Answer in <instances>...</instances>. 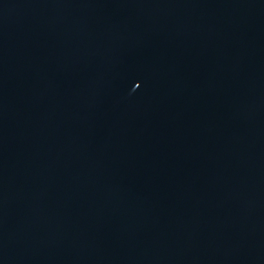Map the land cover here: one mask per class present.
<instances>
[{"label": "water", "instance_id": "1", "mask_svg": "<svg viewBox=\"0 0 264 264\" xmlns=\"http://www.w3.org/2000/svg\"><path fill=\"white\" fill-rule=\"evenodd\" d=\"M0 264H264V0H0Z\"/></svg>", "mask_w": 264, "mask_h": 264}]
</instances>
